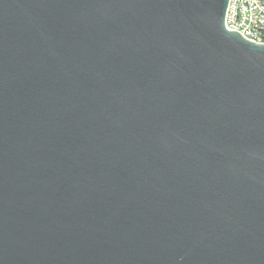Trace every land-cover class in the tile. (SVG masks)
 <instances>
[{"label":"water","instance_id":"water-1","mask_svg":"<svg viewBox=\"0 0 264 264\" xmlns=\"http://www.w3.org/2000/svg\"><path fill=\"white\" fill-rule=\"evenodd\" d=\"M229 0H0V264H264V44Z\"/></svg>","mask_w":264,"mask_h":264},{"label":"built area","instance_id":"built-area-1","mask_svg":"<svg viewBox=\"0 0 264 264\" xmlns=\"http://www.w3.org/2000/svg\"><path fill=\"white\" fill-rule=\"evenodd\" d=\"M224 24L228 30L264 44V0H229Z\"/></svg>","mask_w":264,"mask_h":264}]
</instances>
